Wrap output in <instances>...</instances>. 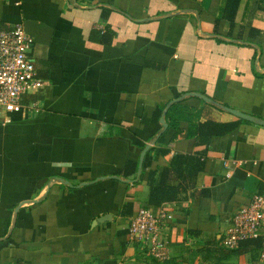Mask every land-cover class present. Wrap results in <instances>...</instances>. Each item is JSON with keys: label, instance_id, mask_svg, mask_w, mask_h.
I'll use <instances>...</instances> for the list:
<instances>
[{"label": "crops", "instance_id": "obj_1", "mask_svg": "<svg viewBox=\"0 0 264 264\" xmlns=\"http://www.w3.org/2000/svg\"><path fill=\"white\" fill-rule=\"evenodd\" d=\"M226 2L0 0V29L23 26L44 81L34 109L0 121V264H151L127 236L149 171L197 154L192 185L161 205L165 264H249L218 250L233 213L264 195V126L223 107L264 121V0H239L231 18ZM177 98V135L168 108L139 170ZM207 120L237 125L196 144Z\"/></svg>", "mask_w": 264, "mask_h": 264}, {"label": "built area", "instance_id": "obj_2", "mask_svg": "<svg viewBox=\"0 0 264 264\" xmlns=\"http://www.w3.org/2000/svg\"><path fill=\"white\" fill-rule=\"evenodd\" d=\"M32 39L21 24L10 29H0V121L9 123L13 115L26 108H35L27 103L29 95L37 93L44 85L38 77L29 51ZM172 219L171 212L160 207L153 212L138 207L127 227L131 243L139 245L147 256L158 262L170 259L171 252L161 238L166 222ZM260 241L259 259L264 263V195H254L249 203L240 206L232 215L230 225L219 244L226 249H236L245 240Z\"/></svg>", "mask_w": 264, "mask_h": 264}, {"label": "trees", "instance_id": "obj_3", "mask_svg": "<svg viewBox=\"0 0 264 264\" xmlns=\"http://www.w3.org/2000/svg\"><path fill=\"white\" fill-rule=\"evenodd\" d=\"M239 0H227L225 11L229 13L230 18L235 12ZM232 20V19H231ZM178 108V104L172 105L167 111V119L169 128H171L172 134L170 140L175 138L178 133L179 123L178 120L172 119V112ZM18 114V113H17ZM13 115V120L16 116ZM237 122H214L204 121L200 122L195 130L196 144L206 145L209 143L212 137L224 136L235 129ZM160 138L157 141V145L160 143ZM166 149H157V153L160 155L166 154ZM124 176L131 178L135 173L136 163H128ZM204 158L202 155H174L168 168H164L161 172L159 180L155 179L156 170H150L148 174L149 194L145 208L150 209L153 212H157L161 205L166 202H172L177 199L180 192L185 190V187L192 185L197 174L203 169ZM203 193L202 190L197 191V194ZM220 249L218 253L220 255L235 256L242 252H249L251 264H257V257L260 253V241L258 239L245 240L239 244L236 249H226L219 245ZM144 250V249H143ZM145 251V250H144ZM149 261L153 263L158 262L154 258L147 256ZM168 261V260H167ZM167 261L163 262L165 264Z\"/></svg>", "mask_w": 264, "mask_h": 264}, {"label": "water", "instance_id": "obj_4", "mask_svg": "<svg viewBox=\"0 0 264 264\" xmlns=\"http://www.w3.org/2000/svg\"><path fill=\"white\" fill-rule=\"evenodd\" d=\"M188 94H193L195 96H199L203 99H207L205 96H203L202 94H198V93H188ZM180 98H177V99H174L172 100L165 108V111L163 112L162 114V117L160 118V122L162 124V127L163 129L156 135L155 139L148 145H146L143 150L141 151L140 153V157H139V162H138V169L140 170L141 169V166H142V162H143V158L145 156V153L147 152L148 149H150V147L157 141V139L160 137V135L167 129V123L165 122L164 120V114L166 112V110L169 108L170 104L172 103H175L177 101H179ZM209 100V99H207ZM226 111H228L229 113H231L232 115L236 116V117H239L241 119H244V120H247V121H250L252 123H255V124H258V125H262L264 126V121L261 120V119H258L256 117H253L251 115H248L246 113H243L241 111H238L236 109H232V108H228V107H223ZM117 179V177H114ZM106 218L105 216L101 217L98 219V221H102V219Z\"/></svg>", "mask_w": 264, "mask_h": 264}, {"label": "rangeland", "instance_id": "obj_5", "mask_svg": "<svg viewBox=\"0 0 264 264\" xmlns=\"http://www.w3.org/2000/svg\"><path fill=\"white\" fill-rule=\"evenodd\" d=\"M252 262H251V259L249 258V264H251ZM151 264H163V262H156V261H154L153 263H151Z\"/></svg>", "mask_w": 264, "mask_h": 264}]
</instances>
